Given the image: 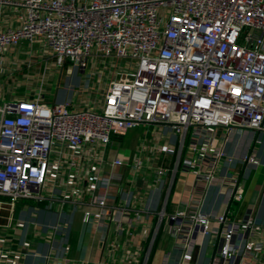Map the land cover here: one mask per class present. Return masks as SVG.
Returning <instances> with one entry per match:
<instances>
[{"label": "built area", "instance_id": "obj_1", "mask_svg": "<svg viewBox=\"0 0 264 264\" xmlns=\"http://www.w3.org/2000/svg\"><path fill=\"white\" fill-rule=\"evenodd\" d=\"M6 7L19 12L16 27H4ZM25 41L41 43L46 67L71 65L89 84L104 77L100 70L110 78L91 108L71 99L48 102L43 92L0 93V203L46 200L54 158L66 156L68 170L80 172L98 146L144 124L169 128L181 144L192 131L194 150L217 144L219 128L264 132V0H0V82L6 52ZM160 151L174 148L163 144ZM222 159L233 162L219 148L212 164L201 166L209 183ZM241 160L260 163L250 152ZM229 180L233 198L241 200L239 181ZM83 181L101 192L90 202L98 210L86 216L105 229L102 222L123 225L131 204L111 203L114 175L99 170ZM79 198L73 202L84 204ZM169 222L185 250L180 264H191L207 236L215 237L213 264H264V226L251 215L236 222L196 209Z\"/></svg>", "mask_w": 264, "mask_h": 264}, {"label": "crops", "instance_id": "obj_2", "mask_svg": "<svg viewBox=\"0 0 264 264\" xmlns=\"http://www.w3.org/2000/svg\"><path fill=\"white\" fill-rule=\"evenodd\" d=\"M18 15L13 7H6L4 27H16ZM44 52L40 42L27 41L8 50L3 60L0 93L14 83L34 84L44 77V83L57 78L54 101L71 99L77 105L91 108L95 100L101 99L109 72L100 70L104 77H94L93 84L84 82L83 72L71 65L64 69L52 66L40 73L37 70L45 58ZM15 74L21 77L14 78ZM49 91H45V96L52 93V89ZM136 129L114 136L105 148L98 146L95 156H86L81 163L80 172L68 170L66 156L54 158L56 165L48 179L46 200H21L10 207L0 203V211L2 208L10 211L6 218L0 214V219H7L0 224V264H180L185 250L169 216L181 211L197 209L211 216L227 213L236 222L251 215L257 224L264 226V132L234 129L227 134L224 128H219L217 144L208 147L202 143L194 150L192 131L181 144L167 127L144 124ZM163 144H170L174 153L161 152ZM219 148H224L233 162L218 160L214 179L209 183L201 166L212 164ZM246 152L260 163H243L241 158ZM115 158L123 164L112 166ZM159 168L165 172L160 174ZM99 170L114 175L111 203L130 201L131 208L122 213L123 225L102 222L107 224L105 229L85 214L98 210L90 202L101 192L90 189L83 178ZM230 178L239 181L241 200L233 198ZM77 196L85 203H74ZM131 219L136 222L129 224L127 220ZM214 245V236L202 238L191 264H213L217 254Z\"/></svg>", "mask_w": 264, "mask_h": 264}, {"label": "rangeland", "instance_id": "obj_3", "mask_svg": "<svg viewBox=\"0 0 264 264\" xmlns=\"http://www.w3.org/2000/svg\"><path fill=\"white\" fill-rule=\"evenodd\" d=\"M43 51V50H42ZM42 53V52H41ZM44 57V60H42V65L41 66H39L40 68L37 70L38 72H40V73H42V72H47L48 70H49V67L51 68L52 66L53 67H55L52 63V66H49V67H46L45 66V60H47L48 59V56H49V54L47 53V51L46 52H44V55H43ZM44 62V63H43ZM124 63V61H122V60H119V64H118V66H120L121 64H123ZM113 63L112 62H110V61H108V68H109V70H113L114 69V67H113ZM36 67H37V65H36ZM52 67V68H53ZM100 67H101V65H100ZM103 68V67H102ZM119 70V68L117 67V71ZM86 73H88V71L86 72ZM85 73V74H86ZM11 77V76H10ZM17 77H21L20 75H17V74H15L14 75V78H17ZM82 77H85V75H82ZM12 79H13V77H11ZM8 79V76L6 75L4 78H3V81L2 82H4V83H6L5 81ZM36 81V80H35ZM42 79H40V80H38L37 82H34V84H30V83H21L20 82V84H15L14 83V86H10L13 90V92H14V94L15 95H17V96H19V95H23V94H36V93H38V92H43V93H45V91H48V92H50L49 90H51L52 89V93H49V94H47L46 95V100L48 101V102H53L54 100H55V93H56V89H57V87H56V84H57V78H52V79H48L47 80V83H42ZM50 88V89H49ZM7 94V93H6ZM6 98H10V95H7V97ZM135 130H137L136 128H135ZM133 133H134V131L133 132H131L130 133V135L128 134V136L126 137V139L128 138V137H131V135H133Z\"/></svg>", "mask_w": 264, "mask_h": 264}, {"label": "water", "instance_id": "obj_4", "mask_svg": "<svg viewBox=\"0 0 264 264\" xmlns=\"http://www.w3.org/2000/svg\"><path fill=\"white\" fill-rule=\"evenodd\" d=\"M9 207H10V205H9ZM0 214L6 218V217L10 216V211H9V209L2 208V211H0ZM6 221H7V219L6 220L0 219V224H5Z\"/></svg>", "mask_w": 264, "mask_h": 264}]
</instances>
